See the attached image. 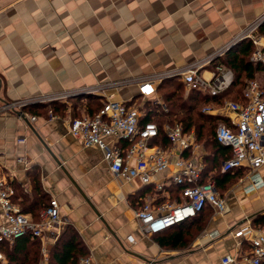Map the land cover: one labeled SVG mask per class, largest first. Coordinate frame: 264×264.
<instances>
[{"label": "crops", "instance_id": "crops-1", "mask_svg": "<svg viewBox=\"0 0 264 264\" xmlns=\"http://www.w3.org/2000/svg\"><path fill=\"white\" fill-rule=\"evenodd\" d=\"M259 19L264 20V0H0V176L32 194L35 170L46 195L34 215L21 210L16 202L20 197L12 196V201L36 220L39 210L56 198L60 231L72 225L98 264H222L227 254H247V240L233 233L246 221L262 222L264 165L255 171L242 166L230 172V178L239 177L228 198L224 195L222 213L207 207L190 220L145 234L134 210L151 192L150 186L115 176L103 150L83 145L70 133L69 122L76 115L94 113L107 100L132 104L145 118V107L137 101H156L152 95L159 92L141 95V81L153 80L157 88L163 77L201 63ZM256 34L264 51V34ZM211 71L199 69L205 78ZM29 98L41 99L21 109L30 124L16 110L1 109L5 102ZM223 102L219 108L204 105L217 109L204 112L228 120L221 113ZM94 103L101 105L95 110L86 107ZM158 112L159 108L150 117ZM188 131L196 135L194 127ZM106 141L119 147L127 144L113 137ZM198 141L204 180L221 172L220 161L227 153H216ZM213 159L219 164L205 172ZM176 192L175 185L169 186L167 198L172 200ZM59 233H47L40 241L42 264L50 249L60 247Z\"/></svg>", "mask_w": 264, "mask_h": 264}, {"label": "built area", "instance_id": "built-area-1", "mask_svg": "<svg viewBox=\"0 0 264 264\" xmlns=\"http://www.w3.org/2000/svg\"><path fill=\"white\" fill-rule=\"evenodd\" d=\"M262 21L259 19L250 24L238 37L252 41L254 49L250 59L253 61L264 60V51L256 34ZM228 47L227 44L217 50V55H222ZM212 56L177 71L175 75L179 76L187 89L218 95L230 85L233 73L230 68L220 64L205 78L199 69L205 67L213 59ZM247 80L243 90L245 102L225 100L221 113L226 114L228 120L218 122L214 129L215 140L230 149V154L220 161L221 172L242 166L255 171L264 165V98L259 82L256 79ZM139 88L144 96L156 92L153 80L141 81ZM154 98L161 108H165L156 93ZM40 100L8 101L1 105V109L21 110L26 104ZM216 110L208 106L202 108L203 112ZM141 115L140 110L132 104L107 100L94 113L73 117L69 122L70 133L83 145L98 146L103 150L109 170L115 176L137 179L143 185L150 186L151 192L141 199L134 210L141 231L145 234L159 233L190 220L207 207L222 213L226 199L218 191L212 177L202 179L203 151L195 133L183 129L179 122H164L159 128L153 120L143 121ZM109 137L124 139L127 144L122 147L110 145L106 141ZM163 140L164 143L161 142ZM172 185L177 187V192L169 200L167 192ZM12 191L7 177L1 175L0 210L4 222L0 223V242L12 241L29 233L43 243L47 233L57 234L56 227L61 218L56 198L49 199L35 220L12 201ZM233 234L247 240L249 251L240 258L227 254L222 257V264H261L264 261V224L254 226L246 221ZM127 238L133 240L131 235ZM79 264L98 263L88 254L80 259Z\"/></svg>", "mask_w": 264, "mask_h": 264}, {"label": "trees", "instance_id": "trees-1", "mask_svg": "<svg viewBox=\"0 0 264 264\" xmlns=\"http://www.w3.org/2000/svg\"><path fill=\"white\" fill-rule=\"evenodd\" d=\"M258 33L264 34V20L258 26ZM254 49V45L249 38H243L237 43L224 50L222 55L215 57L211 63L205 67L216 70L217 65H224L231 69L233 78L230 85L216 96L201 93L197 89L184 90L182 81L172 77H163L157 85V91L162 95L165 108H161L157 101L146 100L143 121L153 120L159 128L164 122H179L183 129L189 130L194 127L199 140H203L209 145L214 152L230 154L228 146L222 145L214 138V129L218 122H226L227 118L220 115H210L202 111V106L207 104L219 105L224 99H231L236 102L243 103V82L244 79L261 78V94L264 98V60L253 61L250 55ZM163 89V91H161ZM76 96V95H75ZM74 96V97H75ZM149 104V105H148ZM101 105L100 103L86 104L95 110ZM75 108L76 105L72 104ZM158 115L150 117L152 112L158 111ZM213 131V134H212ZM212 136L210 137V135ZM164 143V140L161 141ZM166 144V139H165ZM221 153V154H222ZM211 168L206 167L205 172L213 170V166H217V160L210 161ZM231 171L212 173L216 187L223 185L226 181L236 179V176L230 178ZM33 193L30 194L21 188L18 184H14L13 180H9L12 186L13 197H20L19 206L23 212H30L33 215L36 210L45 204L46 195L41 191L38 180V173L34 170L31 172ZM230 179V180H229ZM177 189V187H176ZM261 217V216H260ZM259 217V218H260ZM262 222L253 224L259 226L264 224V216L261 217ZM56 242L59 248H52L48 253V261L46 264H79L80 259L88 255V250L80 238L79 234L72 225L67 224L66 227L56 236ZM0 254L4 256L5 261L0 260V264H42L40 240L32 237L29 233L16 237L12 241L0 242ZM261 264H264L262 262Z\"/></svg>", "mask_w": 264, "mask_h": 264}, {"label": "rangeland", "instance_id": "rangeland-1", "mask_svg": "<svg viewBox=\"0 0 264 264\" xmlns=\"http://www.w3.org/2000/svg\"><path fill=\"white\" fill-rule=\"evenodd\" d=\"M258 30V29H257ZM256 30V31H257ZM258 32V31H257ZM216 53V52H215ZM213 56V59L215 58V57H217V56H220V54H218L217 55V53L216 54H212ZM251 56V55H250ZM256 80L259 82V85L261 84V78L260 77H256ZM247 79H244V82H243V86H242V89L244 90V88H245V86H246V83H247ZM184 88V87H183ZM184 90H185V88H184ZM161 91H163V89H161ZM160 99H161V101L163 102V98H162V95L160 94V93H158V95H157ZM152 97L154 98V95H152ZM136 105H138V106H140V105H142L143 107H145V106H147L146 105V103L145 102H141L140 100H138L137 101V103H136ZM149 105V104H148ZM165 105V104H164ZM204 106H202V108H203ZM214 107L215 108H219V105H215L214 104ZM201 108V109H202ZM77 116H81L80 114L79 115H76V116H74V117H77ZM212 134H213V131H212ZM212 134L210 135V137L212 136ZM197 136V135H196ZM198 138V137H197ZM217 164H219V160L216 162ZM239 177V175H236V178H238ZM236 181V179H232V181H229L227 184H225V185H221V186H219L218 185V191L220 192V193H223L222 195L224 196L225 195V197H227L228 198V196H229V193L231 192V188H232V185H233V183ZM230 200H231V198H230ZM231 203H232V201H230ZM58 226V229H57V233H59V232H61L60 230H61V226L60 225H57ZM3 256L2 255H0V260H2V261H4L3 260V258H2ZM41 262H42V260H40ZM48 261V260H47ZM45 264V263H44Z\"/></svg>", "mask_w": 264, "mask_h": 264}, {"label": "water", "instance_id": "water-1", "mask_svg": "<svg viewBox=\"0 0 264 264\" xmlns=\"http://www.w3.org/2000/svg\"><path fill=\"white\" fill-rule=\"evenodd\" d=\"M239 40H241V39H233V40H231L229 43H228V45H229V47L230 46H232L233 44H235V43H237ZM15 113L16 114H18L19 116H21L28 124H30L29 123V121H28V119L24 116V114H23V112L21 111V110H16L15 111ZM33 129V128H32ZM34 131V130H33ZM35 132V131H34ZM37 135V134H36ZM43 144H44V142H43ZM45 145V144H44ZM45 147L47 148V150L52 154V156L54 157V159L56 160V162L58 163V164H60V162L58 161V159L56 158V156L50 151V149L45 145ZM63 171L65 172V174L67 175V177H69L70 179H71V177L69 176V174L63 169ZM72 180V179H71ZM72 183H74V185H75V187L77 188V190L79 191V193L82 195V197L85 199V201H87L89 204H90V206L94 209V211L96 212V214L100 217V220H102L103 222H104V224L106 225V226H108L106 223H105V221H104V219L100 216V214H99V212L97 211V209L94 207V205L89 201V198H87V196L83 193V191L75 184V182H73V180H72Z\"/></svg>", "mask_w": 264, "mask_h": 264}]
</instances>
